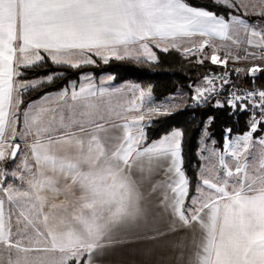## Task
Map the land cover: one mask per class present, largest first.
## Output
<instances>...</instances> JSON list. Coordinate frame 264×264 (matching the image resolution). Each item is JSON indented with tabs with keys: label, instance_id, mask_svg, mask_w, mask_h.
<instances>
[{
	"label": "snow or ice",
	"instance_id": "snow-or-ice-1",
	"mask_svg": "<svg viewBox=\"0 0 264 264\" xmlns=\"http://www.w3.org/2000/svg\"><path fill=\"white\" fill-rule=\"evenodd\" d=\"M212 3L231 12H239L238 5L245 9L250 5L258 9V16L264 17V0H212ZM231 12L226 18L206 7L191 6L187 0H0V163L16 158L21 151L24 153L12 171L0 167V244L15 251V259L9 255L8 264H21L19 254H25L23 259L28 264L29 256L65 252L66 245L58 242L50 231L44 232L39 227L37 220L46 208L41 193L58 196L69 180L83 175L80 169L85 150L103 151L106 140L115 142L112 156L121 161L141 150L168 153L175 173L172 192L178 197V212L184 215L185 197L189 194V178L182 168L183 131L173 128L147 147L143 146L145 113L141 106L149 102L151 87L145 89L138 83L112 86L113 75L101 77L97 83L92 73L81 74L79 83L75 79L69 81L70 91L63 88L46 94L21 112L23 91L54 80L49 74L20 81L18 78L25 74L21 69L40 66L46 57L53 65H65L70 69L95 66L97 61L93 56L104 66L112 60L158 62L150 44L164 53L177 50L186 58L195 55L199 65L210 60L212 65L223 66L229 55L221 58L215 48L211 56L203 55V49L210 46L214 38L232 39L231 33L242 28L248 34V45L264 49V29L257 30L241 15ZM195 36L204 39L199 45L183 46ZM249 55L264 59L256 53L231 58H248ZM262 72L264 69L259 66L247 70L253 82ZM231 83L229 70L225 69L222 74L209 73L199 83H190L187 87L193 93L190 96L193 104L200 106ZM129 94L131 100L127 99ZM116 98L124 102L113 104ZM226 106L232 109L229 117L251 110L246 122L248 130L233 134L231 128H224L223 151L220 152L205 144L206 138H210L207 128L215 123V117H208L198 143L209 152V157L204 159L215 158L218 165L201 166L197 184L201 197H193L190 219L185 216L191 221H200L208 232V243L203 251L208 255L214 253L213 264H264V192L254 194L255 184L264 183V129L261 128L264 125V90L230 88L225 102L217 100L212 105L218 109ZM133 110L136 115H126ZM147 111L155 116L167 115V109L162 110L160 106ZM18 114L22 116L19 132ZM111 128H121L123 135L109 138ZM258 131L262 133L256 138L261 148V168L256 174H249L241 158L247 154ZM17 136L31 137V140L25 139L21 149L19 143L13 142ZM226 156L234 159V170L226 162ZM8 176L22 181L21 187L5 186ZM26 176L33 177L27 188ZM6 202L15 210V213L9 211L7 218ZM13 214L17 217L15 232L11 223ZM257 230L258 239L254 242L250 233H257ZM82 257L84 254L65 255L59 264H69L72 260L81 264ZM201 260L207 264L206 256Z\"/></svg>",
	"mask_w": 264,
	"mask_h": 264
},
{
	"label": "crops",
	"instance_id": "crops-1",
	"mask_svg": "<svg viewBox=\"0 0 264 264\" xmlns=\"http://www.w3.org/2000/svg\"><path fill=\"white\" fill-rule=\"evenodd\" d=\"M203 39L204 38L200 36H195L190 42L185 41L183 46L191 47L193 44L199 45ZM232 43H235L233 39L214 38L210 41V46H206L203 49V55L210 56L213 48L217 49L220 46L223 48ZM150 47H152V50L158 49L154 44H150ZM177 52L181 54L180 51ZM192 56L194 57V55ZM93 59L100 60L95 56H93ZM107 75L110 74L98 73L94 75V79L98 83L101 77H106ZM201 80L202 78L196 83ZM77 83H79L78 79ZM126 83L130 82H111V85L119 86ZM63 88H68L70 91L71 87L69 82ZM143 88L148 89L149 87ZM61 89L44 93L28 101L21 108V112L29 103L39 101L44 95L54 94ZM164 97L165 100L161 102ZM164 97L155 100L153 96H151L149 102L141 106V111L145 113V121L142 122L144 127L153 117H156L148 113V108L160 106L162 110L166 108L167 113H169L185 107L190 99V95L186 89H178L174 93ZM127 99L131 100V94L128 95ZM123 102L124 100L122 98L113 100V104H120ZM136 114L135 110L126 113L129 117ZM249 117L246 122L249 120ZM17 119V132H19L22 127V116L18 114ZM207 120L208 119H206L202 125L204 129ZM115 123L122 124L123 121H115ZM246 125L248 129V124L246 123ZM122 135L123 132L121 128L109 129V138L113 136L120 137ZM199 138L200 134L198 141ZM25 139L31 140V137ZM25 139L17 136L14 138L13 142L19 143L21 149H23ZM213 141L211 137L206 138V146L222 152L223 136L220 146L213 144ZM150 143L144 144L143 146L147 147ZM105 144L108 146L109 150L116 147L115 142L106 140ZM196 152L199 159V167L196 172V183L193 193L185 197V208L183 209L185 215L188 216L189 219L191 216L190 209L194 207L192 204L193 197H201V193L197 191L199 174L202 170L201 166H206L202 158L203 154L207 153L204 145L198 143ZM23 154V151L18 153V156L12 159L13 162L16 160L20 163ZM120 163L121 170L125 173V179L128 185L137 196L140 206L138 214L132 221H123L113 225V227L96 242L95 246L84 254V257H82L83 264H197L200 251L201 224L200 221L189 220L182 212H178L177 210L178 197L172 192V185L175 183V173L169 154L163 151L150 152L141 150L131 155L126 161H121ZM206 167L212 168V166ZM201 187H203V185H201ZM205 191L208 190L205 189ZM7 204L6 202L5 208H7ZM11 223L12 228H14L15 222L11 220ZM12 231L15 230L12 229ZM0 255H4L6 258H8L9 255L14 257L15 251L8 250L0 244Z\"/></svg>",
	"mask_w": 264,
	"mask_h": 264
},
{
	"label": "trees",
	"instance_id": "trees-1",
	"mask_svg": "<svg viewBox=\"0 0 264 264\" xmlns=\"http://www.w3.org/2000/svg\"><path fill=\"white\" fill-rule=\"evenodd\" d=\"M191 6L206 7L216 14L228 16L226 7H218L212 3V0H187ZM158 56V62H137L134 60L110 61L108 66H104L102 61L97 60L95 66H83L80 69H70L65 65H53L49 59L44 64L31 68L21 69L25 74L18 78L20 81L40 78L52 74L54 80L36 89H27L21 93L23 101L21 108L30 100H33L44 93L59 90L66 86L71 80H77L80 74L108 73L113 75L114 83L130 82L138 83L141 87H151L152 96L158 100L168 94L174 93L178 89H186L191 96L192 91L187 87L190 83L196 84L204 74L210 71H218L222 68L212 65L211 62L205 61L203 65L196 63L193 56L184 57L176 50H170L164 53L162 50L153 49ZM46 56V55H45ZM229 70V79L232 81L228 86L239 87H264V72L258 73L255 81L247 73H236L233 69ZM224 69V71H225ZM264 69V67H262ZM56 73H63L62 76H56ZM225 102L222 98H215L203 106L183 107L181 109L167 113L164 116L153 117L144 127L146 139L144 144L159 139L162 135L167 134L173 128H179L183 131L182 138V168L189 178V195L194 191L196 183V172L199 167L197 156L198 137L200 129L208 117H215V123L208 126L210 137L216 141V146H220L223 129L231 128L233 134L243 133L247 129L246 120L250 116L248 111L237 112L229 117L228 113L232 111L229 107L222 109L212 107L216 101ZM188 105V104H187ZM264 129V125H261ZM261 132L258 131L256 136ZM13 160H7L1 163L0 167L5 170L9 169ZM9 179L8 177L6 180ZM69 264H76L75 260ZM81 264L83 260L81 258Z\"/></svg>",
	"mask_w": 264,
	"mask_h": 264
},
{
	"label": "clouds",
	"instance_id": "clouds-1",
	"mask_svg": "<svg viewBox=\"0 0 264 264\" xmlns=\"http://www.w3.org/2000/svg\"><path fill=\"white\" fill-rule=\"evenodd\" d=\"M115 148L103 151L93 148L84 152L80 171L82 176L69 180L58 196L41 193L45 211L38 218L39 227L51 232L58 242L66 245L65 252H49L42 256H29L28 264H59L62 256L85 254L95 246L113 225L132 221L138 214L139 204L136 194L131 190L121 170V160L112 156ZM25 187L33 177L26 176ZM255 193L264 192V183H256ZM35 195L34 193H30ZM210 198V197H209ZM207 222V221H206ZM201 227L199 256L197 264H203L201 257H207V264H213L214 253L205 254L203 249L208 243V232ZM257 233H250L255 242ZM219 221L217 222V240H219ZM25 254H19L21 264ZM15 259V256H14ZM0 264H8V258L0 255Z\"/></svg>",
	"mask_w": 264,
	"mask_h": 264
},
{
	"label": "rangeland",
	"instance_id": "rangeland-1",
	"mask_svg": "<svg viewBox=\"0 0 264 264\" xmlns=\"http://www.w3.org/2000/svg\"><path fill=\"white\" fill-rule=\"evenodd\" d=\"M245 2H248V0H245ZM257 2H258V0H257ZM238 7H239V12H231V10H229L227 8L229 11L228 16H229L230 12L233 15H241L243 18H245L249 22V24L251 26L256 27L257 30L264 29V17H260L256 14L258 9H253L250 5L246 9L244 7H241L240 5H238ZM231 36H232L233 42L235 41V43L229 44L223 48H221V46H220L216 49L218 51V55L221 58H223L225 55H229V59L227 60L226 65H223V66L217 65V66L222 68L221 70H224L225 68H230L233 70L241 69L243 71L240 73H247V70L253 66H259L260 68L264 67V59L253 58L251 55H249L248 58H241V59L231 58L234 56L244 57L246 53H256L257 56L264 57V53L260 52L264 49H258L254 46L248 45V43H247L248 34L244 29L241 28V29H238V30L232 32ZM211 54L212 53H210V56H211ZM194 58L196 59L195 55H194ZM205 61L210 62V60H205ZM163 100H165V97L162 99L161 102H163ZM249 119H250V117H249ZM203 130H204V127H202L200 130V136H201V133ZM261 134L262 133H260L257 136L255 134L253 141L249 146L247 154L243 155L241 158V163L247 164L248 167L246 168V171L249 172V174H256L257 171L261 168V158H260L261 148H260V145L258 143H256V138L260 137ZM208 148H210V147H208ZM202 157H203V161L206 164V166H212L213 167V166L218 165V160L215 158L204 159V158L209 157L208 151H207V153H204ZM225 159H226V162L229 164V166L232 169H234L235 168L234 159L231 156H226ZM18 164H19L18 161L15 160L13 162V164L11 165V167L9 169H7L6 171H9V172L12 171L13 169H15L16 165H18ZM0 166H1V163H0ZM8 178H9V180L6 181L5 186H7V184H14L17 187H21V185L23 183L22 181L15 179V178H12L11 176H8ZM6 207H7L6 208L7 214L9 211H13L15 213V210L12 209V206L10 204H7ZM16 218H17L16 214H13L11 217V220H13L15 222L14 223L15 227L12 228L15 231H16V227H17L16 226ZM15 231H13V232H15Z\"/></svg>",
	"mask_w": 264,
	"mask_h": 264
},
{
	"label": "built area",
	"instance_id": "built-area-1",
	"mask_svg": "<svg viewBox=\"0 0 264 264\" xmlns=\"http://www.w3.org/2000/svg\"><path fill=\"white\" fill-rule=\"evenodd\" d=\"M260 52H261V53H264V50H262V51H260ZM223 72H224V70L210 71V72H207L206 74H204L203 77H204L205 75L209 74V73H218V74H222ZM203 77H202V79H203ZM217 87L220 88V82H219V81H217ZM230 88H236L237 91L250 90V89H253V88L256 89L257 91H258V90H264V87H239V88H237V87H235V86H228V87H226L225 89H223V88L220 89L219 94H213L211 100H213V99H215V98H222L224 101H226L227 96H228V91H229ZM192 94H193V93H191V95H192ZM211 100H209L207 103H209ZM189 104H191L192 106H196L195 104H193V102L191 101V99H189L188 105H189ZM203 105H205V104H201L200 106H203ZM257 111H258V110H257ZM248 112H249V114H251V110H249ZM257 118H259V116H257Z\"/></svg>",
	"mask_w": 264,
	"mask_h": 264
},
{
	"label": "water",
	"instance_id": "water-1",
	"mask_svg": "<svg viewBox=\"0 0 264 264\" xmlns=\"http://www.w3.org/2000/svg\"><path fill=\"white\" fill-rule=\"evenodd\" d=\"M9 160H12V159H9Z\"/></svg>",
	"mask_w": 264,
	"mask_h": 264
}]
</instances>
